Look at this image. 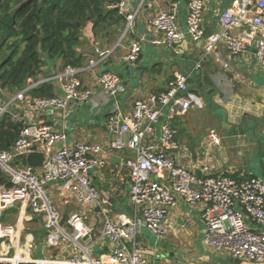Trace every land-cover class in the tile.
I'll return each instance as SVG.
<instances>
[{
	"label": "built area",
	"instance_id": "obj_1",
	"mask_svg": "<svg viewBox=\"0 0 264 264\" xmlns=\"http://www.w3.org/2000/svg\"><path fill=\"white\" fill-rule=\"evenodd\" d=\"M152 1L140 0L134 7L131 0H118L109 6L124 19L120 40L135 29L143 4ZM178 1L185 7L183 24L177 3L171 10L158 9L145 22L149 34L130 41L123 56L125 62L137 60L143 43L171 48L188 40L201 47L203 57L216 54L221 59L219 49L243 58L253 51L264 77V0H231L216 14L219 28L212 32L204 27L207 0ZM111 51L96 49L85 66L65 67L45 79L55 81L59 92L50 97L32 96L34 107L63 111L73 102L85 103L91 90L80 87L78 75L82 71L90 72L93 83L108 96L119 95L124 91L120 75L96 72ZM223 66H227L225 62ZM191 76V70L175 72L164 90L135 99L129 111H121L115 103L104 122L109 135L106 147L86 141L68 144L65 132L50 125L24 124L8 149L0 151V169L10 183L0 184V264H153L148 256H157L158 248L146 251L137 236L146 229L162 243L176 223L169 218L176 214L179 200L188 205L201 203L202 243L218 258L224 255L240 263L264 264V177L215 174L204 163L199 165L198 174L180 163L184 149L176 140L174 120L202 104L201 96L190 89ZM36 85L26 84L0 103V118ZM207 137L209 145L220 142L213 129ZM106 148L131 154L114 165L116 171L125 169L127 174L128 215L113 212L110 198L92 179L107 165ZM32 152L43 154L40 167L23 163ZM47 187L58 208H70L63 225L60 220L64 214L51 204L45 193ZM17 205L20 212L13 224L4 222L5 212ZM27 210L44 218L45 245L56 248L63 244L61 256H31L33 237L29 234L22 238ZM95 213L101 216L100 230L85 222ZM95 244L101 251L97 256L92 254Z\"/></svg>",
	"mask_w": 264,
	"mask_h": 264
},
{
	"label": "crops",
	"instance_id": "obj_2",
	"mask_svg": "<svg viewBox=\"0 0 264 264\" xmlns=\"http://www.w3.org/2000/svg\"><path fill=\"white\" fill-rule=\"evenodd\" d=\"M230 2L231 0H207L204 13L206 32L218 30L216 14L225 9ZM138 3H140V0H131V4L134 7ZM174 3H177L178 18L182 25L185 11L182 2L178 0H154L152 3L145 2L143 4L136 17L135 29L122 40H120V34L123 27H121L120 33L111 44H106L94 36L91 23H87L82 28V43L78 50L82 52L84 57L83 66L87 64L88 58L95 55L96 49H112L111 53L100 62L96 72L112 71L120 75L124 91L116 97L108 96L100 87L93 83V77L90 72L82 71L78 75L80 87L91 90L90 97L85 103L73 102L63 111H41L34 107L31 102L32 96L28 93L23 101L10 105L5 114L12 121H20L22 125L32 122L44 123L50 125L54 130L63 131L66 135L65 143L68 144L86 141L98 142L106 147L109 135L105 130L104 122L114 104L117 103L121 111H129L135 99L141 98L150 92L164 90L175 72L184 71L185 68L176 70L179 69L176 68L177 60L181 59L185 64H188L187 71L191 70L189 68H196L199 65L201 70L208 73L212 86L206 85V87L209 88L211 94H214L213 98L217 104V106H214L222 110L218 104H220L219 100L224 98L226 102L221 104L224 112L226 109L229 114L227 115L223 112V116L214 120L219 127L213 122L212 127L207 128L208 131L213 129L219 138L220 142L218 145L208 144L212 147H218L219 156L217 158L215 157L216 151L212 154L203 153V149H201L202 142H205L206 138H208V133L206 136L201 135L198 139L196 138L193 143L190 141L186 142L185 139L182 141L179 138L178 126L175 125L177 130L176 140L184 149L182 151L183 157H180V163L198 174L199 165L204 163L212 168V172L215 174L237 175L244 173L246 175H255L257 172L264 177V77L253 51L243 58L231 56L224 49H219L221 59L216 54L203 57L201 47H195L188 40H184L171 48L155 46L156 49L152 48L150 50V47H148L143 52L142 50L146 45L141 49L134 63H128L123 60L130 41L134 38L137 39L140 35L149 34L145 23L148 17L158 9L171 10ZM224 62L227 65L226 67L223 66ZM164 65L168 66V70H163ZM63 69L64 67L59 59L44 57L41 72L36 78L28 79L27 85L46 82L44 81L45 79L58 75ZM47 82L52 83L53 93L58 94L57 83L53 80ZM190 82L193 84V89H195L196 87L192 80ZM199 95L201 98L204 96ZM215 96H217V99ZM185 115L177 117L175 119L176 123L178 124ZM130 155L127 150L110 152L106 148V167L92 175L96 188L110 198L113 212L126 213L127 215L130 212L127 174L125 169L116 171L114 165L121 158ZM176 209V214L169 218V220L176 222L170 233L173 232L176 226L186 225L192 227V231H194L198 221L202 226L201 232L203 234L204 225L200 218L201 203L188 205L179 200ZM98 217H101L100 214L97 215L95 213L92 215V220L95 221ZM145 232L147 233L146 229L141 230V234L137 236V241L146 251L150 253L154 250L156 251L157 248L149 247L144 241ZM211 253L214 256L210 258H213L212 260L215 264H222L217 261L218 257L215 253L213 251ZM205 259L209 260L208 258ZM223 261L225 264H229L227 257H224ZM238 264L248 263L239 262Z\"/></svg>",
	"mask_w": 264,
	"mask_h": 264
},
{
	"label": "trees",
	"instance_id": "obj_3",
	"mask_svg": "<svg viewBox=\"0 0 264 264\" xmlns=\"http://www.w3.org/2000/svg\"><path fill=\"white\" fill-rule=\"evenodd\" d=\"M117 1L0 0V89L14 93L24 88L41 72L44 57L59 59L64 68L82 67L84 57L78 50L82 28L91 23L96 38L114 42L124 23L109 7ZM28 93L50 97L53 85L39 83ZM22 126L6 114L0 118V151L8 149ZM0 184H10L1 169Z\"/></svg>",
	"mask_w": 264,
	"mask_h": 264
},
{
	"label": "rangeland",
	"instance_id": "obj_4",
	"mask_svg": "<svg viewBox=\"0 0 264 264\" xmlns=\"http://www.w3.org/2000/svg\"><path fill=\"white\" fill-rule=\"evenodd\" d=\"M116 43V42H115ZM147 45V46H146ZM146 46V47H145ZM145 47V48H144ZM152 50V48L156 49V47L150 43H143L142 44V51L145 52L147 48ZM211 56V55H207ZM206 56V57H207ZM192 60V59H189ZM188 60V61H189ZM180 70L181 68H185L184 71L188 70V64H185L184 61H181V59L177 60V67ZM163 70H168V66L164 65ZM183 70V69H182ZM190 89L193 90V84L189 82ZM9 94V95H8ZM5 90L0 89V103H3L8 99L12 93H8ZM214 94H211V92L205 94L202 98V104L199 107H192V109L188 112V114L185 115V117L179 121L177 124L174 120V125L178 126V134L179 138L185 139L186 142H195L196 138L198 139L201 135L206 136L208 133L209 127H212V123L215 122L216 126L219 127L218 123H216L217 117L223 116V105L222 102H226L224 98L220 99L219 107L221 109H217L216 100L213 98ZM217 99V96H215ZM215 105V106H214ZM225 109V108H224ZM225 114L227 113V110L225 109ZM224 114V115H225ZM214 124V125H215ZM207 129V130H206ZM195 148V147H193ZM201 149H203V153H215V157L217 158L219 156V149L218 147H212L208 145V138H206L205 142H202ZM123 151V150H121ZM199 153V152H198ZM203 156V155H201ZM255 157V156H254ZM119 161V160H118ZM249 171L250 168H248ZM256 176L261 177V173H255ZM45 193L47 194L49 200L51 201V204L55 206V208H58V203H55L56 198L53 194H51V188L47 187L45 189ZM19 205L12 208V210H7L5 213L7 216L3 217V221L6 223H12L15 221V218L20 212ZM58 210L66 214L69 211V207H63L59 206ZM25 215L27 216V220L24 219L22 224V238L31 234L33 237L32 243H31V256L32 257H56L61 256L64 251L63 244H60L56 248H47L45 245V239H46V228L44 225V218L41 215H33L30 213L29 210L25 212ZM86 223H92L95 227V229L99 230L101 228V217L97 218L95 221L92 220V216L90 215L86 220ZM195 226V230L192 231V227L190 226H176L172 233H169L167 238L162 242L165 245V249H162L160 247L161 241H156L155 238L147 231L145 232V242L149 245L151 248H158L160 250L158 252V255L153 257L149 256V261L153 262V264H215V262L212 260L214 254L211 253V249L203 245L202 243V226L197 221ZM100 249L97 244L93 245L92 248V254L94 256H97L100 254ZM204 258H208L209 260ZM216 260V258H215ZM227 261L229 264H238L239 261L236 259L227 256Z\"/></svg>",
	"mask_w": 264,
	"mask_h": 264
},
{
	"label": "water",
	"instance_id": "obj_5",
	"mask_svg": "<svg viewBox=\"0 0 264 264\" xmlns=\"http://www.w3.org/2000/svg\"><path fill=\"white\" fill-rule=\"evenodd\" d=\"M192 70V76H191V80L195 85V89H193V91L196 94H201V92H203V86L207 85V86H212V81L210 80V77L208 75V73L206 71L201 70V68L198 66L196 68H189ZM9 144V143H8ZM42 160H43V154L39 153V152H32L30 154H28L25 158V162L28 166L32 167V168H36V167H40L42 164ZM54 183V182H52ZM51 183V184H52ZM98 210V209H96ZM3 212L1 213L2 216ZM66 215H62L61 220H60V225H63L64 221H65ZM160 247H162V249H165V245L163 243L159 244ZM224 255H220L218 258V262L225 264L223 261Z\"/></svg>",
	"mask_w": 264,
	"mask_h": 264
},
{
	"label": "flooded vegetation",
	"instance_id": "obj_6",
	"mask_svg": "<svg viewBox=\"0 0 264 264\" xmlns=\"http://www.w3.org/2000/svg\"><path fill=\"white\" fill-rule=\"evenodd\" d=\"M208 92H210L209 88L205 86H203V92H201V95H205L207 94Z\"/></svg>",
	"mask_w": 264,
	"mask_h": 264
}]
</instances>
